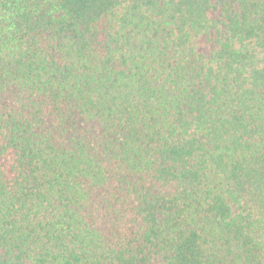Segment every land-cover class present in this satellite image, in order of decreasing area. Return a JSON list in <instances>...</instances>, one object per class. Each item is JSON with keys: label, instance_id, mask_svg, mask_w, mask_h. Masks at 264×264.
I'll list each match as a JSON object with an SVG mask.
<instances>
[{"label": "trees", "instance_id": "trees-1", "mask_svg": "<svg viewBox=\"0 0 264 264\" xmlns=\"http://www.w3.org/2000/svg\"><path fill=\"white\" fill-rule=\"evenodd\" d=\"M0 264H264V0H0Z\"/></svg>", "mask_w": 264, "mask_h": 264}]
</instances>
